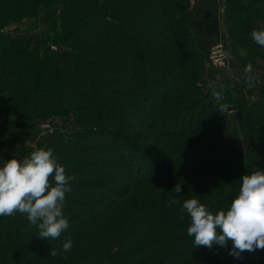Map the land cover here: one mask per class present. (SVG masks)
<instances>
[{"label":"trees","instance_id":"obj_1","mask_svg":"<svg viewBox=\"0 0 264 264\" xmlns=\"http://www.w3.org/2000/svg\"><path fill=\"white\" fill-rule=\"evenodd\" d=\"M189 11L187 0H0L2 127L29 133L51 117L75 127L43 148L71 177L69 234L54 246L23 214L0 217V264H264V249L234 258L218 246L194 248L187 235L185 200L224 210L243 175L264 171V87L255 101L206 90L209 51ZM224 17L235 60L264 63L250 34L264 25V0H226ZM15 24L33 26L10 33ZM161 81L169 87L157 88ZM228 135L233 149L241 137L247 149L224 159ZM136 161L137 172L148 171L132 180L126 167Z\"/></svg>","mask_w":264,"mask_h":264},{"label":"clouds","instance_id":"obj_2","mask_svg":"<svg viewBox=\"0 0 264 264\" xmlns=\"http://www.w3.org/2000/svg\"><path fill=\"white\" fill-rule=\"evenodd\" d=\"M250 34L264 48V27L254 28ZM240 179L238 194L224 210L213 212L195 197L183 202L181 211L190 217L187 235L194 238V248L212 250L218 246L234 258L264 249V171ZM70 180L50 149L0 163V217L23 214L37 226L40 238L59 239L69 230L63 209L66 194L72 190ZM173 191L180 194L181 184L177 183ZM72 247V241L67 240L62 251L67 253ZM51 255L56 252L52 250Z\"/></svg>","mask_w":264,"mask_h":264},{"label":"crops","instance_id":"obj_3","mask_svg":"<svg viewBox=\"0 0 264 264\" xmlns=\"http://www.w3.org/2000/svg\"><path fill=\"white\" fill-rule=\"evenodd\" d=\"M187 2L190 8L192 27L201 48L208 52L213 44L219 42L227 43L229 49L233 48L224 22L226 0H187ZM261 27L264 25L256 23L252 26V30ZM263 64L260 62L257 67H250L237 62L232 57L230 66L224 69L211 68L212 70H208L204 80L206 90L219 95L224 89H228L236 94L240 101L258 100L260 90L264 87ZM234 125L235 122H232L231 127L233 128ZM2 126L3 123L0 120V163L7 161L6 156L9 154L17 157V153L24 148L43 149L46 147V142L52 137L48 132L39 129V125L29 133L7 131ZM229 136L226 141V143L228 142L227 149H233L231 135ZM242 146L240 145V148Z\"/></svg>","mask_w":264,"mask_h":264},{"label":"rangeland","instance_id":"obj_4","mask_svg":"<svg viewBox=\"0 0 264 264\" xmlns=\"http://www.w3.org/2000/svg\"><path fill=\"white\" fill-rule=\"evenodd\" d=\"M190 9V8H189ZM23 25L24 24H15V25H13L10 29H9V32L10 33H14L15 34V32L17 33V34H19L18 32H20V31H22V35H23V32L25 33V32H30V31H25V30H31V27L33 26H31V24H29V25H24V27H23ZM12 30H13V32H12ZM216 45H222L223 46V53H224V56H225V60L227 61V66H230V61H231V58L233 57L234 58V56H233V54H232V51H233V48H231V49H229V47H228V45H227V43H221V42H219V43H215V44H213L211 47H210V49H209V52H208V59H207V69L208 70H212L211 68H216V69H224V68H226V67H216V66H213V65H211V64H209V56L213 53L212 51H213V47H215ZM235 59V58H234ZM259 64V63H258ZM257 64V65H258ZM142 66H144V67H146L147 68V66H148V63H144V62H142V64H141ZM264 65V64H263ZM257 67V66H256ZM140 85H141V88L143 87V84H142V82H140ZM157 86V88H160V87H166V88H168L169 87V82H167V81H161V83L159 84V85H156ZM155 98V95H149L148 97H147V101L149 102L150 100H153ZM246 100V99H245ZM242 101V100H241ZM145 106V105H144ZM133 109V108H132ZM231 113V112H230ZM141 114V116H143V117H148V113L147 112H145V114L144 113H140ZM229 119H230V121H233V122H235V123H237V118L233 115V114H230V116H229ZM69 120H72V118H70ZM42 124L43 123H47V124H50V125H52L53 127H54V129H55V131L56 132H58V131H62L63 133H67V134H70V133H73L74 132V130H75V127L74 126H71L70 125V123L69 122H67V123H65V122H63V120L61 119H56V118H53V117H51V118H46L45 120H43L42 122H41ZM42 124H40L39 125V128L41 127V125ZM58 125V126H57ZM55 132V133H56ZM49 133V132H48ZM54 133V134H55ZM53 134V135H54ZM52 135V134H51ZM52 135V136H53ZM243 136V135H242ZM228 137H230L229 135H228ZM111 138H114V136H111ZM119 142V145H120V148H122L123 147V142H122V140L120 141V140H118ZM228 143V142H227ZM226 143V144H227ZM241 143L243 144V146L244 147H246V145H245V139H244V137H241ZM245 149H247V148H240V147H237L236 149H227V145L225 146V150H224V153H223V156H224V159H226V157H227V155L229 156L231 153L232 154H234L235 153V155L236 156H239L241 153H242V150H245ZM20 152V151H19ZM19 152L17 153L18 155H17V157H20V155H19ZM137 164L139 165L140 164V161H136L135 163H133V164H131V165H129L128 167H126V169H128L129 170V175H130V178L132 179V180H134V179H138L140 176L141 177H144V176H142V175H144L145 174V172H147L148 171V169L147 168H145V167H142V165L140 166L141 167V172H137L136 170H139L136 166H137ZM82 171V173H85L84 172V170H81ZM139 173H141V174H139ZM82 178L83 179H85L87 182H91V180L92 179H94L92 176H84V175H82ZM85 201H87V200H85ZM97 204H94L93 206H92V208H97V209H99V206H96ZM69 234V232H67V235ZM71 240H74V239H72V238H70ZM68 240V239H67ZM57 244H59L58 243V241H54L53 240V242H51V245H57ZM48 246V245H47ZM36 247V246H35ZM19 255L20 256H27V252L26 251H19ZM29 258V257H28Z\"/></svg>","mask_w":264,"mask_h":264},{"label":"built area","instance_id":"obj_5","mask_svg":"<svg viewBox=\"0 0 264 264\" xmlns=\"http://www.w3.org/2000/svg\"><path fill=\"white\" fill-rule=\"evenodd\" d=\"M212 52L213 53L209 56V64L216 67H226L227 61L225 60V56L223 53V46L216 45L215 47H213ZM39 129H41L42 131L49 132V134L52 135L56 132L54 127L47 123H43Z\"/></svg>","mask_w":264,"mask_h":264},{"label":"water","instance_id":"obj_6","mask_svg":"<svg viewBox=\"0 0 264 264\" xmlns=\"http://www.w3.org/2000/svg\"><path fill=\"white\" fill-rule=\"evenodd\" d=\"M235 110H237V106L229 107V108L227 109L228 112H232V111H235Z\"/></svg>","mask_w":264,"mask_h":264}]
</instances>
